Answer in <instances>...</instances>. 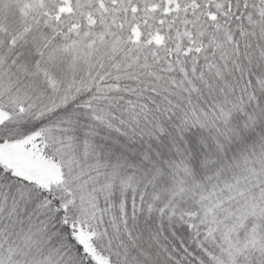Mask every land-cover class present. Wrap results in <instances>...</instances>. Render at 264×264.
<instances>
[{
  "label": "snow or ice",
  "instance_id": "1",
  "mask_svg": "<svg viewBox=\"0 0 264 264\" xmlns=\"http://www.w3.org/2000/svg\"><path fill=\"white\" fill-rule=\"evenodd\" d=\"M0 264H264V0H0Z\"/></svg>",
  "mask_w": 264,
  "mask_h": 264
}]
</instances>
